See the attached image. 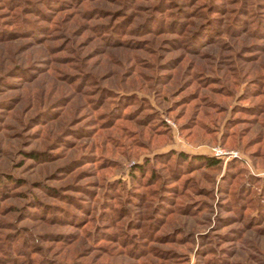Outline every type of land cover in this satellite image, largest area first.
Listing matches in <instances>:
<instances>
[{
    "label": "rangeland",
    "instance_id": "374dc122",
    "mask_svg": "<svg viewBox=\"0 0 264 264\" xmlns=\"http://www.w3.org/2000/svg\"><path fill=\"white\" fill-rule=\"evenodd\" d=\"M0 264H264V0H0Z\"/></svg>",
    "mask_w": 264,
    "mask_h": 264
},
{
    "label": "built area",
    "instance_id": "2783aa9c",
    "mask_svg": "<svg viewBox=\"0 0 264 264\" xmlns=\"http://www.w3.org/2000/svg\"><path fill=\"white\" fill-rule=\"evenodd\" d=\"M216 153L218 154V153H223V150L222 149H218V148H216Z\"/></svg>",
    "mask_w": 264,
    "mask_h": 264
},
{
    "label": "trees",
    "instance_id": "16d2710c",
    "mask_svg": "<svg viewBox=\"0 0 264 264\" xmlns=\"http://www.w3.org/2000/svg\"><path fill=\"white\" fill-rule=\"evenodd\" d=\"M180 154H184V152H179ZM209 161H211L210 159H209ZM208 162V161H207ZM215 162H217V161H215ZM212 163V161L210 162V164Z\"/></svg>",
    "mask_w": 264,
    "mask_h": 264
}]
</instances>
